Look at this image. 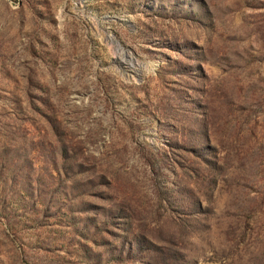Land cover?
<instances>
[{"label":"rangeland","instance_id":"obj_1","mask_svg":"<svg viewBox=\"0 0 264 264\" xmlns=\"http://www.w3.org/2000/svg\"><path fill=\"white\" fill-rule=\"evenodd\" d=\"M0 264H264V0H0Z\"/></svg>","mask_w":264,"mask_h":264}]
</instances>
